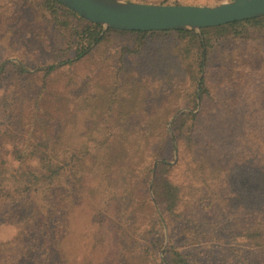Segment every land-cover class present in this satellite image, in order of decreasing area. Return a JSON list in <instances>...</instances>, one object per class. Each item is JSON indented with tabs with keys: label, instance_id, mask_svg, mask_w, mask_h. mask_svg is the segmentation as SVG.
<instances>
[{
	"label": "rangeland",
	"instance_id": "rangeland-1",
	"mask_svg": "<svg viewBox=\"0 0 264 264\" xmlns=\"http://www.w3.org/2000/svg\"><path fill=\"white\" fill-rule=\"evenodd\" d=\"M84 23L50 0H0V264L31 239L15 192L19 155L42 152L71 164L42 200L57 220L50 264L63 263L61 238L72 264H168L172 248L192 263L264 264L243 237L264 194V28L211 31L201 71L200 47L175 31L146 39L103 29L106 41L72 65ZM186 114L198 116L193 130ZM162 180L177 189L171 212Z\"/></svg>",
	"mask_w": 264,
	"mask_h": 264
},
{
	"label": "trees",
	"instance_id": "trees-1",
	"mask_svg": "<svg viewBox=\"0 0 264 264\" xmlns=\"http://www.w3.org/2000/svg\"><path fill=\"white\" fill-rule=\"evenodd\" d=\"M50 4L51 9L54 11H56V8L61 7L64 8L69 14L79 17L74 12L61 6L55 0H50ZM81 21L85 22V25L82 29L76 32V37L79 40V48L77 60L71 62L72 65L81 63L85 56V53L91 48L93 44L98 43V45H102L107 39V35L102 37L103 28L101 26L91 24L82 18ZM241 26L242 28H245L247 26L264 28V18L249 20L245 22H237L218 28L204 29L203 36H200L195 32L175 31V33L179 34L180 37L190 39L191 42L200 47L201 51L197 57L196 65L197 68L202 71V67L209 57L210 49L213 47V42L209 37V33L211 31L223 33V31H227L229 29H239ZM108 33L133 34L147 39L149 36L167 34L168 32L143 33L109 30ZM204 49H206V51H203ZM25 75L28 74L25 70L20 68L19 76L23 77ZM198 81H200L201 91L197 97L199 99L200 96L201 100L204 102L205 97L208 94L206 79L203 78L200 80V78L198 77L197 82ZM183 118H187V121H191L190 129L193 130L196 127L198 116H195L194 114H186ZM19 158L21 164L19 166L20 169L16 171V174L20 173V177L22 178V180L20 183V187L15 189V192L20 195L22 197V201H24V203L21 204L19 208L21 212H24L26 224L29 229L28 238L31 239L30 242H26L22 245L24 254H21V256L17 260H10L9 264H50L55 253L53 254L49 246V242L51 240V233L49 231V228L51 224H54L57 220L55 219L53 213L49 214L48 212H44L47 204H42V200H44L45 195L54 197L57 187L60 186L62 182H64L65 178H67L66 168L70 167L71 164L70 162H65L62 165L59 162L58 156L52 153L49 154L42 152L35 155H19ZM32 159H35V161L38 162V165H40L39 168L31 170V168L27 167V163ZM212 160L218 163L217 159ZM160 167L167 166L161 165ZM159 187L162 189L161 196L164 198V205L167 206L170 212L173 211L178 199L177 189L174 188L166 180H162V183L160 182ZM9 197H12L13 199V193L10 194ZM258 215L259 218L257 223H255L252 227L245 229L243 237L250 245L264 250V194L260 212ZM152 219H154V222L157 221V218L155 219V216H153ZM56 235L58 237L59 233H56ZM64 239L65 238H61V240L57 242L59 243L60 247H58L59 251L57 256L62 260V264H72L70 259H68V250L62 248ZM151 247L152 249H149V247H147L146 249L147 257H150L152 255L151 253H154L156 250H158V248L160 247V242H153L151 244ZM149 250L152 251L149 252ZM165 257V261L168 264H198L190 262V260L186 256H184L174 248L166 251Z\"/></svg>",
	"mask_w": 264,
	"mask_h": 264
},
{
	"label": "water",
	"instance_id": "water-1",
	"mask_svg": "<svg viewBox=\"0 0 264 264\" xmlns=\"http://www.w3.org/2000/svg\"><path fill=\"white\" fill-rule=\"evenodd\" d=\"M104 31L172 32L218 28L264 18V0H228L216 5H164L128 0H55Z\"/></svg>",
	"mask_w": 264,
	"mask_h": 264
}]
</instances>
